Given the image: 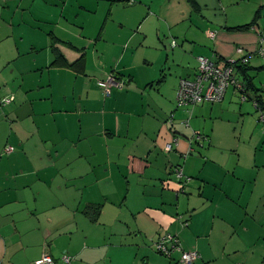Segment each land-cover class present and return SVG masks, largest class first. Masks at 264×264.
<instances>
[{
    "label": "crops",
    "instance_id": "0c3cea01",
    "mask_svg": "<svg viewBox=\"0 0 264 264\" xmlns=\"http://www.w3.org/2000/svg\"><path fill=\"white\" fill-rule=\"evenodd\" d=\"M54 37L83 71L53 64ZM239 48L240 87L216 104L246 102L240 130L208 123L214 103L177 105L198 57L223 66ZM240 66L263 95L264 0H0V102L14 97L0 108V264H182L191 251L192 264H264V120ZM112 72L124 86L107 93ZM248 118L262 137L245 143ZM166 234L180 245L168 256L154 246Z\"/></svg>",
    "mask_w": 264,
    "mask_h": 264
},
{
    "label": "built area",
    "instance_id": "2783aa9c",
    "mask_svg": "<svg viewBox=\"0 0 264 264\" xmlns=\"http://www.w3.org/2000/svg\"><path fill=\"white\" fill-rule=\"evenodd\" d=\"M175 42L172 46H175ZM239 53L243 54V57L239 61H226L223 66L218 62L205 57H198V70L193 79H182L180 81L178 92H177V105L178 106H196L204 103H216L220 102L225 95L226 89L229 86H238L239 83L235 79V71L237 65L240 63L247 62L249 54L243 53V49L239 48L237 50ZM100 85L104 87L105 91L108 93L112 88H122L123 83L121 80H117L114 74H111L106 81H101ZM14 101V97H5L1 100L0 106H6ZM263 113V112H262ZM264 120V113L261 115ZM193 138L196 142L207 140V136L199 133H194ZM193 139L190 140V145H192ZM172 145L169 144L166 151H171ZM7 152L12 150L11 146L5 148ZM193 151L190 148V152ZM174 174L176 175L178 181H188L190 178H184L182 175V170L179 167L174 168ZM155 249L164 255H171L172 252L180 249L178 239L170 234H166L154 243ZM199 255L195 251L183 252L182 253V264H192L194 260L198 259ZM63 261L68 263L70 257H63ZM54 264L52 258L49 255H44L41 260L35 261V264Z\"/></svg>",
    "mask_w": 264,
    "mask_h": 264
},
{
    "label": "rangeland",
    "instance_id": "374dc122",
    "mask_svg": "<svg viewBox=\"0 0 264 264\" xmlns=\"http://www.w3.org/2000/svg\"><path fill=\"white\" fill-rule=\"evenodd\" d=\"M106 80H107V78L104 81H106ZM255 83L260 86V81L258 80V78H255ZM220 105L221 104H216V103H214V104H205V106L208 108V110H211V108H210V106H211L212 109H213V111H214V113L212 115L213 117L210 116V115L207 117L208 123L210 121H214V120H217L219 122H224V123H230L231 125L238 123V125L235 127V130H240L241 129V123L242 122L239 121V117L240 116H237V114L239 113V108L241 106L243 107V110L245 109V107L247 106L246 102H244L243 104H240L241 106L239 105V103H234L233 104V106H234L233 109H226L225 107H220ZM250 106H252V105L250 104ZM201 108H202V106L197 107V109H201ZM226 112L229 113V114L222 115V116L229 118L230 120H228V122H225L227 119H225V121H223L219 117V116H221V113H226ZM257 112H258L259 116L262 113V111H260V110H257ZM260 125L261 124H259L258 122H255L251 118H248L246 120V123L244 125V128L242 129V131H243L242 141L245 142V143H247L249 141V139H250V136H252V134H254V136H256V137H262V129H261V126ZM220 133H224V132L220 131L217 134H220ZM226 133H225L226 135H228V134H231L232 135L233 134V131L226 132ZM202 154H204L203 151H202ZM194 156H197V155H194ZM211 159L215 160V158H211ZM211 159L199 161L198 164H197V168H200L203 165L208 164L210 161L212 162ZM206 172L207 171L205 170V173ZM174 177L176 179V175ZM184 182H188V181H184ZM190 182H188V183H190ZM188 183H186V184H188Z\"/></svg>",
    "mask_w": 264,
    "mask_h": 264
},
{
    "label": "trees",
    "instance_id": "16d2710c",
    "mask_svg": "<svg viewBox=\"0 0 264 264\" xmlns=\"http://www.w3.org/2000/svg\"><path fill=\"white\" fill-rule=\"evenodd\" d=\"M254 20H256V19H254ZM59 44H60V41L56 37H54L52 44H51V49H52V52L54 54L53 64L57 65V66H66V67H69L70 69H73L76 71H83L84 67H85V56H84V54L80 55V57H78L76 60L70 62L64 57L63 53L61 52V50L59 48ZM246 63L247 62H245L243 64L246 65ZM246 66H240L239 68L243 70L244 78H245L246 83H247L246 91L248 92V90H252V92H253L252 96L251 95H247V96L255 102L256 108L264 113V93H263V95H261L260 90L257 89L254 86L252 80L250 78H248V75L246 73L248 70H247ZM112 74H114V73L112 72ZM115 76L117 77V80L122 81V79L119 76H117V75H115ZM122 83H123V81H122ZM1 107H3V106H0V108ZM263 113H261V115ZM99 207H100L99 205H93V204L88 205L86 207V210H88L87 211L88 215L90 217L94 218L95 215L100 211ZM156 251H157V249H156ZM157 252L160 253L159 251H157Z\"/></svg>",
    "mask_w": 264,
    "mask_h": 264
},
{
    "label": "water",
    "instance_id": "95a60500",
    "mask_svg": "<svg viewBox=\"0 0 264 264\" xmlns=\"http://www.w3.org/2000/svg\"><path fill=\"white\" fill-rule=\"evenodd\" d=\"M183 187V186H182ZM183 189V188H182Z\"/></svg>",
    "mask_w": 264,
    "mask_h": 264
}]
</instances>
